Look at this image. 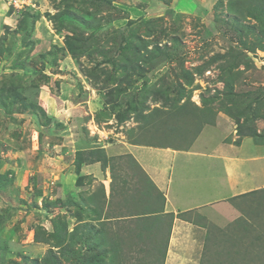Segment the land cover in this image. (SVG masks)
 Instances as JSON below:
<instances>
[{
  "label": "rangeland",
  "instance_id": "rangeland-1",
  "mask_svg": "<svg viewBox=\"0 0 264 264\" xmlns=\"http://www.w3.org/2000/svg\"><path fill=\"white\" fill-rule=\"evenodd\" d=\"M222 115L264 143V0H0V264H47L53 243L34 233L46 237L61 211L69 229L78 216L103 231L106 263L264 264V191L194 253L188 238L169 246V221L149 216L157 197L135 165L125 161L132 192L113 190L106 206L103 183L92 191L94 172L81 171L95 157L75 151L100 139L172 145ZM66 160L80 189L60 187ZM116 200L126 209L113 215ZM73 254L61 263L78 264Z\"/></svg>",
  "mask_w": 264,
  "mask_h": 264
},
{
  "label": "crops",
  "instance_id": "crops-1",
  "mask_svg": "<svg viewBox=\"0 0 264 264\" xmlns=\"http://www.w3.org/2000/svg\"><path fill=\"white\" fill-rule=\"evenodd\" d=\"M198 128L191 137L179 140V144L150 145L100 139L98 142H102V146L75 148V151H88L89 159L95 157L94 164H87V159L80 162L85 176L94 172L86 185H91L93 191L97 188L96 184L103 183V201H110L113 190L127 196V193L132 192L129 186L135 178L132 174L128 176L130 166L125 165V161L135 165L139 177L145 178V183L157 197L149 216L169 221V246L175 245V241L181 246L184 239L188 238L192 240L189 249L194 253L201 249L203 251L212 225L224 229L231 221L242 218H233L236 216L233 206L240 208L242 214H247L246 208L252 201H256L250 198L264 191V143L250 135L241 137L223 115ZM78 141L85 145L82 140H77L76 144H80ZM101 160H104L103 171L99 167ZM121 160H124L123 170L115 174L111 165ZM77 165L73 160H66L60 166L62 171L59 181L62 189H80L83 186L80 183L74 185ZM76 181L77 178L75 184ZM115 202L118 212L120 207L126 209L125 200L124 204H118L117 200ZM104 220L112 219L108 216L100 221ZM251 223L252 220L249 224L246 222L247 225L255 226V223ZM169 255L175 258V254L170 251L167 252Z\"/></svg>",
  "mask_w": 264,
  "mask_h": 264
},
{
  "label": "trees",
  "instance_id": "trees-1",
  "mask_svg": "<svg viewBox=\"0 0 264 264\" xmlns=\"http://www.w3.org/2000/svg\"><path fill=\"white\" fill-rule=\"evenodd\" d=\"M78 43H81V40L78 41ZM83 43V42H82ZM82 46V48H80V51L85 49V45L83 46V44H80ZM72 52L75 53L73 51V48H71ZM137 50H134V54H136ZM150 52V51H149ZM123 60H125L127 58V52L125 51V54L123 52ZM203 104H206V100L203 99ZM124 119V118H123ZM122 119V120H123ZM244 135H249V134H244ZM250 136L256 138L255 136H253L252 134H250ZM105 198V196H104ZM110 201L107 202V200L105 199L102 204H106L109 203ZM115 208V211L113 213V215H116L118 213V205L115 204V206H113ZM95 212V211H94ZM141 213H145V212H141ZM64 214L58 212L57 214H55L53 217L54 219H57V222L55 220H53V230L52 232L47 233L46 237H40L38 232L35 231L34 233V239L36 241H40V242H45L48 243L50 240L52 241L53 244H51V247L47 249V253L45 254L43 261L47 264H62L61 263V255L62 256H66L69 254H73V256H77L74 257L78 264H113L115 261L112 260L108 263L105 262V252H101V253H97V248L99 247V245L97 244L98 242V238L97 236L101 234V232H103L101 229L96 228L93 224L91 225L88 221H82V219L78 216H73L76 218V224L73 228L69 229L68 225H67V221L64 220L61 221L62 217ZM120 216H126V215H120ZM130 216V215H129ZM126 216V217H129ZM144 214H141L140 218L143 217ZM107 219V217H106ZM107 221V220H105ZM109 221V220H108ZM103 222V221H100ZM60 224V225H59ZM86 228V230H85ZM42 230V229H41ZM170 231V226H168V231L167 233ZM46 232L43 231V234H45ZM49 237H52V239H49ZM66 238H75L76 240L69 242L70 246L68 243H64ZM168 238V237H167ZM81 243L82 246L85 245L87 248H89L88 252L86 253H77L74 252V246H76L77 244ZM53 247H56L58 249L59 254L54 251ZM74 250V251H73ZM166 253L164 254L163 260L165 258ZM162 262V259H161ZM116 263V262H115ZM160 264H163L160 263Z\"/></svg>",
  "mask_w": 264,
  "mask_h": 264
},
{
  "label": "clouds",
  "instance_id": "clouds-1",
  "mask_svg": "<svg viewBox=\"0 0 264 264\" xmlns=\"http://www.w3.org/2000/svg\"><path fill=\"white\" fill-rule=\"evenodd\" d=\"M61 213V212H60ZM65 213V212H62V214ZM83 221V220H82Z\"/></svg>",
  "mask_w": 264,
  "mask_h": 264
}]
</instances>
